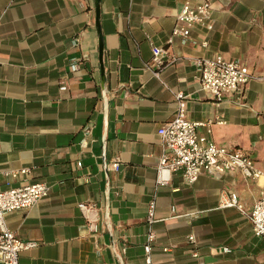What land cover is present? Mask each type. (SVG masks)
Returning <instances> with one entry per match:
<instances>
[{
  "label": "crops",
  "instance_id": "crops-1",
  "mask_svg": "<svg viewBox=\"0 0 264 264\" xmlns=\"http://www.w3.org/2000/svg\"><path fill=\"white\" fill-rule=\"evenodd\" d=\"M201 1L100 0V52L94 0H0V167L27 169L2 173L1 187H49L5 215L16 236L37 242L20 264H146L152 198V264H264V236L247 215L264 177L203 172L188 182L176 171L156 180L160 128L176 113V91L187 95L190 120L211 121L199 134L243 149L264 170V0H210L209 21L186 40L171 37L181 6ZM154 45L177 57L159 78L148 68ZM213 55L241 61L255 77L214 99L194 62ZM230 191L242 209L220 205Z\"/></svg>",
  "mask_w": 264,
  "mask_h": 264
},
{
  "label": "built area",
  "instance_id": "built-area-1",
  "mask_svg": "<svg viewBox=\"0 0 264 264\" xmlns=\"http://www.w3.org/2000/svg\"><path fill=\"white\" fill-rule=\"evenodd\" d=\"M211 13L210 0H202L194 5L188 2L184 3L176 14L179 24L173 28L171 37L180 36L186 40L190 36L191 27L195 23L209 21ZM203 45H206V41L203 42ZM163 52L161 46H152V64L148 65V68L152 69L158 78L162 68L177 60L175 56L164 58ZM194 62L199 72L200 87L216 100L222 99L226 93L236 91L246 81L255 77L241 61L225 59L221 55L197 57ZM60 89H66V85L61 84ZM186 99L187 95L182 91L175 92L176 113L170 121L164 123L160 128L162 153L157 166V183H167L171 173L176 171H181L188 182H194L203 172L220 175L239 170L246 177L257 179L264 177V170L256 168L250 155L243 149L216 144L207 136L199 134L197 128L208 125L211 121L204 123L190 120L186 114ZM218 122H223V120L219 119ZM89 131V127L84 129L85 133ZM118 167L119 162L114 161L113 168L118 169ZM26 171V168L9 171L0 167V175L4 173L16 177L19 173ZM48 190L47 183L43 181L9 186L8 188H2L0 182V264H20V252L37 244L36 241L23 240L16 236L7 227L5 215L10 211L25 209L34 205L47 195ZM220 205L224 207L235 206L242 209V204L234 191L223 193ZM79 207L86 213L92 209L86 203H79ZM155 208L156 201L155 198H152L147 205L146 215L147 232L144 245L146 264H152L151 251L156 236L153 225L157 220ZM247 215L252 222L253 229L264 236V189ZM89 227L94 228L92 221H90ZM188 240L194 242L195 236L193 234L188 235ZM167 249V247L163 248L165 251ZM222 250L224 252L231 251L228 246L222 247ZM196 254L194 252V255Z\"/></svg>",
  "mask_w": 264,
  "mask_h": 264
},
{
  "label": "water",
  "instance_id": "water-1",
  "mask_svg": "<svg viewBox=\"0 0 264 264\" xmlns=\"http://www.w3.org/2000/svg\"><path fill=\"white\" fill-rule=\"evenodd\" d=\"M94 1H95V7H96V26H97V31H98V35H99V48H100V52H101L102 51V36H101L100 26H99V1L100 0H94ZM104 144H105V142L103 141V154H104V147H105ZM104 159H105V157H104Z\"/></svg>",
  "mask_w": 264,
  "mask_h": 264
}]
</instances>
